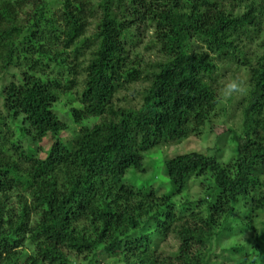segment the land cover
<instances>
[{
  "label": "trees",
  "instance_id": "1",
  "mask_svg": "<svg viewBox=\"0 0 264 264\" xmlns=\"http://www.w3.org/2000/svg\"><path fill=\"white\" fill-rule=\"evenodd\" d=\"M263 26L264 0H0V264H70L71 254L97 264L101 253L121 264H264V49L249 46ZM149 29L161 54L150 67L139 49ZM225 63L247 71L233 158L166 159L177 194L127 182L148 173L151 152L209 121ZM141 81L140 107L117 106ZM62 95L71 122L56 111ZM194 179L204 195L177 206ZM13 193L31 199L11 207ZM247 230L252 248L235 239ZM175 232L169 257L159 242Z\"/></svg>",
  "mask_w": 264,
  "mask_h": 264
},
{
  "label": "rangeland",
  "instance_id": "2",
  "mask_svg": "<svg viewBox=\"0 0 264 264\" xmlns=\"http://www.w3.org/2000/svg\"><path fill=\"white\" fill-rule=\"evenodd\" d=\"M97 2L98 0H93ZM238 7H243V1H237ZM96 25H92L89 30V35L95 32ZM153 38V30L149 29L147 32H143L141 35V62L143 65L151 66L159 60H161V54L157 48L151 43ZM149 46V47H147ZM251 49L259 50L264 49V26L260 37L249 44ZM147 47V48H146ZM257 47V48H255ZM60 48H54L56 52ZM259 52V51H257ZM68 52H64L63 57H66ZM245 67H239L236 64H222L221 73L218 76V82L216 84V91L218 93V105L214 112L211 114L209 121L200 128L197 133L186 139L181 143L171 144L163 146L151 152L146 158V167L150 170L145 175L132 171L127 175V182H134L136 186L144 185L146 190H157L159 195H170L177 194L172 192V186L168 177L164 173L165 161L168 158H173L179 154H185L190 152H202L207 153L211 156H216L222 162H229L234 156V144L232 138L235 133H242V115L240 109V101L246 95L247 89V71L243 69ZM147 86L146 81L137 82L129 87V89L123 90L117 94L116 105L120 107H134L138 108L142 104V92ZM73 97V98H72ZM71 98L75 100L76 95H71ZM69 96L62 95L61 101H59L55 108L58 115L64 118L67 122H71L69 114L70 108ZM239 104V105H238ZM77 106L78 102H74ZM93 121V120H92ZM52 140L48 137L41 143L36 144V147L40 150V155H45V150L50 147ZM218 144V147H217ZM233 144V145H232ZM35 146V144H33ZM222 150L218 154L217 149ZM45 149V150H44ZM205 187L202 186V180L194 179L191 181L190 187L185 194L175 195L174 200L177 201V206L185 201H194L204 195ZM13 193L9 202L11 207H18L19 200L25 202L30 201L31 197L28 194L23 193L19 195ZM182 225V223H180ZM229 227L233 226V220L229 221ZM178 232V229H177ZM172 233L171 235L162 239L159 242V250H162L164 255L169 257L173 256L179 248V236L178 233ZM224 233V232H223ZM223 235V234H222ZM222 237V236H221ZM253 237L252 231H245L241 237L235 238L239 243L245 244L248 248H252L255 240L250 242L249 238ZM233 239H229L227 242L223 241L224 244H232ZM35 248L28 246L26 252L32 254ZM214 251L217 254L222 253V243L217 245L214 243ZM89 257L83 254L70 255V264H89ZM97 264H121L115 257H110L101 253L97 258ZM24 264V263H21Z\"/></svg>",
  "mask_w": 264,
  "mask_h": 264
}]
</instances>
